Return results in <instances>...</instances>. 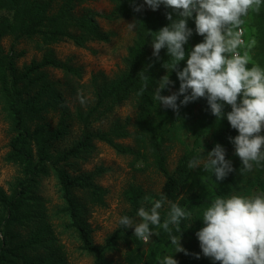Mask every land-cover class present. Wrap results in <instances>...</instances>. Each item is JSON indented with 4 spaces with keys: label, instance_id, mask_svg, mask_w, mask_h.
<instances>
[{
    "label": "trees",
    "instance_id": "16d2710c",
    "mask_svg": "<svg viewBox=\"0 0 264 264\" xmlns=\"http://www.w3.org/2000/svg\"><path fill=\"white\" fill-rule=\"evenodd\" d=\"M93 1L98 0H0V43L4 38L11 37L14 43L19 40L37 41L38 46L45 49L40 61L33 60L18 68L16 61L24 53L15 54L13 48L4 53L0 46V106L12 131L5 161L19 170L8 192L0 191V264H48L47 260L31 255L39 243L38 236L19 240L14 230L33 221L31 210L38 202L35 201V190L41 180L51 176L56 179L63 201L58 214L67 218V229L76 235L79 249L92 256V264H111L106 254L116 251L120 243L126 247L120 264H162L163 258L170 255L178 264H213L212 259L201 252L195 235L203 227L205 210L217 197L228 198L238 190L245 197L264 195V167L254 166L251 172L246 173L247 177L238 176L241 161L229 142V137L234 138L238 132L230 127L227 119L216 120L205 99L180 107L178 114L159 106L154 100L156 81L166 74L163 64L168 62L169 57L166 49L160 51L158 60L152 56L151 39L155 37L148 36L147 31L155 33L167 26L169 21L165 13L170 10L162 5L155 12L146 6L142 11L134 12V4L142 5L143 0H108L114 5L110 15L91 11L81 15L76 13L77 6ZM253 8V18L259 25L263 46L251 51L255 64L248 67L259 66L264 70V0L259 11L255 6ZM96 17L106 20L128 18L138 22L135 43L128 51L125 69L115 79L92 87L89 106L85 109L78 107L69 113L60 90L62 85L52 81L46 70L61 71L71 79L79 78L80 74L67 62L57 60L49 47L63 40L77 47H84L94 40H108L112 33H103L95 21ZM187 26L193 30L185 45V49L190 51L204 38L195 34V25ZM184 66L185 62H180L179 68ZM142 70H146L150 80L148 88L138 95L144 84L138 75ZM169 79L173 86L162 91L163 96L179 89L175 72L169 74ZM129 100L134 101L136 109L132 134L127 130L129 118L124 124L115 121L105 131L89 132L94 124L107 120L118 106ZM224 111H231L230 106L225 105ZM51 113H58L59 116L55 127L46 121ZM70 117L82 127L80 139L69 148L57 151L55 146L70 137ZM179 132L184 134L183 140L190 142L184 147L175 168L169 171L164 145ZM127 138L132 139V147L116 142ZM94 140L108 145L120 155L132 156L136 162L145 163L164 178L162 193L192 214L191 226L188 228L190 221L187 220L181 225L183 234L180 241L190 255L175 253L169 233L162 227H153L157 235L151 237L147 248L142 240L133 235L132 228L122 226L103 245L94 244L91 230L83 219L84 202L93 206L103 205L106 190L95 183L94 175L73 176L65 168L71 159L90 151ZM216 144L226 150L225 158L231 160L234 169L223 181H216L212 172L204 170L203 165L196 169L188 167L193 158L206 160L207 153ZM77 193L82 194V199L77 197ZM124 196L131 208L127 216L133 219L139 218L137 211L142 205L151 207L160 198V195H146L140 188H130ZM145 196L150 199L145 201ZM169 210L167 204L160 210L161 224ZM172 234L179 235L175 229ZM196 255L200 258L197 259Z\"/></svg>",
    "mask_w": 264,
    "mask_h": 264
},
{
    "label": "clouds",
    "instance_id": "9594fccd",
    "mask_svg": "<svg viewBox=\"0 0 264 264\" xmlns=\"http://www.w3.org/2000/svg\"><path fill=\"white\" fill-rule=\"evenodd\" d=\"M261 3L262 0H143L142 5L133 6L134 12L142 11L144 6L153 12L162 5L170 10L165 13L167 26L155 33L147 31L148 36L155 37L151 39L152 56L158 60L160 51L166 49L169 57L163 64L166 74L156 81L154 100L178 114L180 107L205 99L216 120L227 119L230 127L238 132L234 138L229 137V142L241 161V174L251 172L254 166L264 167V135H260L264 128V70L259 66L247 67L249 57L238 51L244 44L242 18L254 6L259 11ZM190 19L194 20L195 34L204 39L187 51L185 45L193 35V30L187 26ZM137 24L134 21L125 26L132 32ZM182 61L185 66L180 69ZM172 72L179 81V89L163 96L161 92L173 86L169 79ZM138 75L144 81L137 93L142 95L150 78L146 70ZM77 100L81 106L87 104L82 93H78ZM225 105L230 106L231 111L225 113ZM225 157L226 150L216 144L207 153L206 160L193 158L188 167L196 169L203 165L216 181H223L234 171L231 160ZM149 199L144 197L145 201ZM165 204L170 210L161 224L160 210ZM137 217L140 219L124 215L118 223L125 229H134L133 235L145 244L151 243L150 238L157 235L153 227H162L169 233L175 253L190 255L180 241L182 223L190 221L189 228L193 222L191 212L168 200L161 192L151 207L142 205L138 209ZM202 224L195 235L201 252L211 258L213 264H264V195L217 197L205 210ZM173 229L179 235H173ZM196 258L199 259V255ZM162 264L178 262L170 255L163 258Z\"/></svg>",
    "mask_w": 264,
    "mask_h": 264
},
{
    "label": "rangeland",
    "instance_id": "374dc122",
    "mask_svg": "<svg viewBox=\"0 0 264 264\" xmlns=\"http://www.w3.org/2000/svg\"><path fill=\"white\" fill-rule=\"evenodd\" d=\"M113 8L114 5L108 0H98L81 4L76 7L75 11L78 15L86 11L110 15ZM253 13L254 8L250 9L248 15L242 18L244 21L241 25L244 30V36H242L244 44L238 49L241 55L246 54L249 57L247 67L255 64L251 51L263 46L261 31H259V25L253 18ZM95 21L103 33H112L108 40L90 41L84 47H77L72 42L63 40L49 47L57 60L67 62L80 74L79 78L71 79V77L66 78L61 71L46 70L52 81L62 85L60 90L64 96V105L69 113L70 111L74 112L78 107L85 109L89 106L92 102V87L95 84L98 85L115 79L125 69L128 51L135 43L136 29L130 32L125 26L133 23V19L106 20L96 17ZM188 25H195L194 20L190 19ZM0 46L4 53H8L11 48L15 54L24 53L16 61L18 68L30 64L33 60L40 61L45 52L44 47L38 46L37 41L19 40L14 43L11 37L4 38ZM78 93H82L87 99L85 106H81L78 102ZM135 116L134 101L129 100L118 106L107 120L94 124L89 132L105 131L115 121L124 124L125 120L129 118L127 130L132 134ZM58 117V113H51L46 121L55 127ZM70 119V137L55 146L57 151L69 148L80 139L82 127L74 122L71 117ZM261 135H264V128H262ZM174 136L173 140L167 141L164 145L166 166L169 171L175 168L183 154L184 147L190 142V140H183L184 134L182 132L176 133ZM11 137V127L0 106V191L5 193L8 192L10 185L19 175L18 168L5 161L9 152ZM116 142L122 146H133L131 138ZM238 166L241 167V165ZM65 168L73 176L94 175L95 183L106 190L103 205L93 206L84 202L83 219L89 226L91 238L96 245H103L105 240L120 227L119 218L128 215L131 211L124 196L128 189L140 188L146 195H160L164 184V178L152 167H147L145 163L136 162L132 156L120 155L108 145L97 140L93 141L90 151L78 158L71 159ZM238 176L247 177L246 173H238ZM233 195H241V191H235ZM35 197V201L38 202L31 210L33 221L14 230L19 235V240H28L34 235L38 236L39 243L31 255L47 260L48 264H92V256L79 249V241L76 235L72 230L67 229V218L58 214L63 207V201L58 192L56 179L51 176L41 180L35 190ZM77 197L82 199V194L77 193ZM81 203L83 205L82 200ZM148 244L144 243V247L147 248ZM125 251V245L120 243L116 251L106 254V259L111 264H120L123 262Z\"/></svg>",
    "mask_w": 264,
    "mask_h": 264
}]
</instances>
